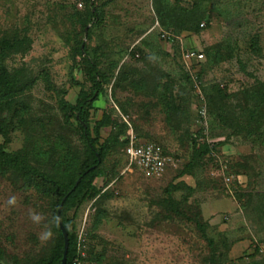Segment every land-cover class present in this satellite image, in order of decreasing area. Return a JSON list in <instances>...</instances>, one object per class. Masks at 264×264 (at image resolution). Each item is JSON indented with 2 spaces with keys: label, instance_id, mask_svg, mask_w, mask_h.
<instances>
[{
  "label": "rangeland",
  "instance_id": "374dc122",
  "mask_svg": "<svg viewBox=\"0 0 264 264\" xmlns=\"http://www.w3.org/2000/svg\"><path fill=\"white\" fill-rule=\"evenodd\" d=\"M96 4L86 37L90 0H0V41L21 43L0 61V264L56 252L55 198L7 155L65 184L78 176L89 152L65 103L91 88L82 42L104 77L90 116L107 155L68 213L79 264H264V109L249 122L248 96L264 82V0ZM168 10L200 21L164 24ZM161 30L204 59L186 65ZM128 133L161 143L176 166L158 179L128 169ZM194 140L211 151L192 161Z\"/></svg>",
  "mask_w": 264,
  "mask_h": 264
},
{
  "label": "trees",
  "instance_id": "16d2710c",
  "mask_svg": "<svg viewBox=\"0 0 264 264\" xmlns=\"http://www.w3.org/2000/svg\"><path fill=\"white\" fill-rule=\"evenodd\" d=\"M96 1L97 0H90V19L83 26V30L86 37L90 36L92 28L96 26L101 19L100 9L97 7ZM178 17L172 15L171 12L168 10V16L166 17L167 20H162V22L164 24L165 21H167V23H172L179 19L180 21H184V25L195 26L200 21V18L195 13H193V11H184V14ZM174 44H177L179 46V52L181 56L180 43L176 41ZM20 46L21 43L17 38L12 40L2 39L0 41V61H3V59L7 57L8 54L12 52H18L20 50ZM78 54L80 57V63L83 72L91 83L90 90L81 92L77 97L75 103H65L67 117L74 119L80 125L81 138L86 144L89 152V157L82 163L78 176L71 183L65 184L63 181L56 178L55 176L49 175L45 172L38 170L35 167L28 165L26 160L19 154L7 155L10 160V164H12L13 167L16 168V170L20 171L27 178L36 181L39 186L44 189L45 192L51 194L55 198V208L53 211V216L56 230L59 234L56 252L53 256L42 259L38 262V264H61L62 262L64 255L65 240L58 220V210L61 204H63L61 209V219L67 229L69 236V248L66 264H76L75 259L78 257L77 238L71 232L70 227L68 225V213L75 207L76 203L82 197L85 196L88 181L101 174L100 168L103 165L107 155L106 145L104 143H100L99 137L95 136L92 132V119L90 116V106L98 99L102 91L104 77L101 74L96 64V61L92 57L85 42H82L81 46L79 47ZM251 91V93L248 92V96L254 99L255 104L251 110V118L249 119V122L255 121L258 112L261 109H264V82L259 81ZM122 142V153L125 158V164L128 167L129 160L125 153L127 140L124 139L122 140ZM142 142L158 143L163 147L164 152L170 155V153H168L165 147L157 141L148 140ZM194 150L195 153L192 157V161H195L199 156H202L203 154H209V152L211 151L210 145H208L206 142L202 145L197 140H194ZM67 162L68 160L65 159L64 165ZM134 167L137 168L136 166ZM77 182L78 184L76 185ZM199 221H197V224L198 226H201ZM1 261H3V259L0 256V262Z\"/></svg>",
  "mask_w": 264,
  "mask_h": 264
},
{
  "label": "built area",
  "instance_id": "2783aa9c",
  "mask_svg": "<svg viewBox=\"0 0 264 264\" xmlns=\"http://www.w3.org/2000/svg\"><path fill=\"white\" fill-rule=\"evenodd\" d=\"M160 37L169 44L181 40L174 32L167 30H161ZM180 45L182 60L189 67L204 59V53L202 51L193 47H187L183 42ZM125 139L127 140L125 153L129 160L128 169L136 166L145 178L158 179L170 167L176 166V159L166 154L160 144L155 142H142L134 133H128ZM75 263L79 264L78 257L75 259Z\"/></svg>",
  "mask_w": 264,
  "mask_h": 264
},
{
  "label": "water",
  "instance_id": "95a60500",
  "mask_svg": "<svg viewBox=\"0 0 264 264\" xmlns=\"http://www.w3.org/2000/svg\"><path fill=\"white\" fill-rule=\"evenodd\" d=\"M78 182L76 183V185L78 184ZM65 198H64V200H65ZM62 205L63 204H61V206L59 207V210H58V220H59V224H60V227H61V230H62V233H63V236H64V240H65L64 255H63V259H62L61 264H66L67 263V256H68V248H69V236H68L67 229L64 226V224L62 222V219H61V209H62Z\"/></svg>",
  "mask_w": 264,
  "mask_h": 264
},
{
  "label": "clouds",
  "instance_id": "9594fccd",
  "mask_svg": "<svg viewBox=\"0 0 264 264\" xmlns=\"http://www.w3.org/2000/svg\"><path fill=\"white\" fill-rule=\"evenodd\" d=\"M38 219V218H37Z\"/></svg>",
  "mask_w": 264,
  "mask_h": 264
}]
</instances>
